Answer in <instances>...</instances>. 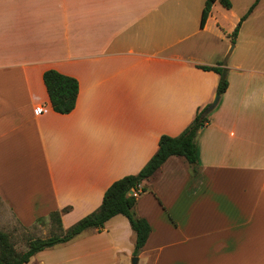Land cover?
Returning a JSON list of instances; mask_svg holds the SVG:
<instances>
[{"label": "crops", "instance_id": "1", "mask_svg": "<svg viewBox=\"0 0 264 264\" xmlns=\"http://www.w3.org/2000/svg\"><path fill=\"white\" fill-rule=\"evenodd\" d=\"M205 1L0 0V204L23 228L58 212L66 230L96 211L212 102L219 75L200 67L222 63L228 86L196 136V173L171 156L142 184L135 212L150 234L137 264H264V0L234 43L243 15L216 1L201 28ZM47 70L77 81L69 114L52 110ZM85 233L78 258L131 264L124 216Z\"/></svg>", "mask_w": 264, "mask_h": 264}, {"label": "trees", "instance_id": "2", "mask_svg": "<svg viewBox=\"0 0 264 264\" xmlns=\"http://www.w3.org/2000/svg\"><path fill=\"white\" fill-rule=\"evenodd\" d=\"M216 1L225 9L231 8L229 0H206L200 19L201 28L204 26L211 7ZM259 1L255 0L241 17L231 34L232 43H234L240 25L253 12ZM221 65L222 63H218L216 66L200 67L219 75L216 89V94L219 97L226 91L228 86L227 69L221 67ZM43 82L52 110L61 115L72 112L78 94L77 81L54 70H47L43 74ZM206 107L207 105L197 111L192 122L178 136H160L157 151L144 167L135 175L125 176L113 182L104 192L99 208L66 230L61 227L60 214L58 212L51 213V222L56 226L58 232L44 239H30L24 252L16 251L8 236L0 231V264H27L37 253L66 244L87 230L101 232L105 223L117 215L124 216L129 222L134 233L133 257H137L150 234L148 222L137 216L135 212L139 195L146 191L145 186H142V184L150 182L159 173L163 163L171 156L184 158L190 166L191 173H196L198 165L196 136L209 122V115L201 117ZM134 193H137V195L135 196Z\"/></svg>", "mask_w": 264, "mask_h": 264}, {"label": "rangeland", "instance_id": "3", "mask_svg": "<svg viewBox=\"0 0 264 264\" xmlns=\"http://www.w3.org/2000/svg\"><path fill=\"white\" fill-rule=\"evenodd\" d=\"M231 4L232 12L237 16L244 15L248 7L246 6L248 4L244 3V0H232ZM263 11L264 5L262 4V9L256 14L262 13ZM258 20H262V18ZM254 21L258 22L257 20L252 21L251 19L250 23ZM250 23H248V26ZM261 26V33L257 35V40H261L264 44V22H262ZM231 47H234V44ZM0 231L8 236L18 252H24L26 250V244L30 239H44L58 232L56 226L50 221H43L36 224L34 228L25 229L15 220L8 208L2 204H0ZM87 234L85 233V235L76 237L66 244L45 250L41 256L33 257L27 264H43V262L44 264H96L90 255L88 258H78L79 248L77 243H80Z\"/></svg>", "mask_w": 264, "mask_h": 264}, {"label": "water", "instance_id": "4", "mask_svg": "<svg viewBox=\"0 0 264 264\" xmlns=\"http://www.w3.org/2000/svg\"><path fill=\"white\" fill-rule=\"evenodd\" d=\"M219 102V96L216 94L212 100V102L204 109L202 116L201 117H206L208 116L217 106ZM132 264H137L138 263V258L133 257L131 260Z\"/></svg>", "mask_w": 264, "mask_h": 264}, {"label": "built area", "instance_id": "5", "mask_svg": "<svg viewBox=\"0 0 264 264\" xmlns=\"http://www.w3.org/2000/svg\"><path fill=\"white\" fill-rule=\"evenodd\" d=\"M134 195L136 196V195H137V193H134Z\"/></svg>", "mask_w": 264, "mask_h": 264}]
</instances>
